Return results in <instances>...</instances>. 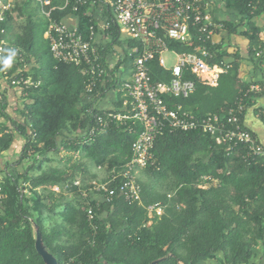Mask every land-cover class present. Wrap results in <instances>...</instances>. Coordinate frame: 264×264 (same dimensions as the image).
<instances>
[{
    "label": "trees",
    "instance_id": "obj_1",
    "mask_svg": "<svg viewBox=\"0 0 264 264\" xmlns=\"http://www.w3.org/2000/svg\"><path fill=\"white\" fill-rule=\"evenodd\" d=\"M67 1L62 9L65 0H51L50 7H56L52 18L75 16L79 31L87 38L90 20L83 15L85 8L73 13V0ZM33 5V0H18L4 24L8 28L11 20H22L19 34L0 56V76L15 72L19 61L15 49H20L22 56L31 54L34 58L37 67L32 69V80L39 86L27 91L25 111L30 133L17 127L24 140L20 156L5 172L0 168V264H44L35 249V227L44 250L57 264H250L258 249L264 256V159L248 165L238 155H228L213 137L197 131L158 135L152 149L154 166L141 170L138 176L141 205L124 202L117 180L110 186L115 191L112 201L101 202L96 208L93 234L85 217L86 201L72 182L78 178L85 188L86 182L96 179L94 171L121 169L132 157L131 145L140 127L114 122L89 140L92 120L85 113L87 105H81L86 78L79 67L52 59L43 39L47 20L37 15ZM226 5L243 24L241 35L249 41L250 61L264 64V41L253 22L264 11V0H227ZM223 23L229 34L236 32L237 26ZM109 33V44L99 51L102 59L112 46L122 48L124 44L116 26ZM125 44L127 50L137 45L128 39ZM169 47L177 52L191 51L176 43ZM258 49L262 55L256 58ZM212 50L215 61L225 60L229 65L217 86L196 82L195 92L187 99L172 101L196 117L224 114L250 87L239 85L237 54L230 58L219 45ZM13 51L11 65L5 68L2 61ZM124 54V62L131 63L133 58ZM150 69L154 83L169 80L168 72L156 61ZM114 88L97 85L91 97ZM250 99L249 95L246 107ZM123 101L120 98L113 114ZM0 132L1 156L10 149L14 136ZM61 151L71 155L68 166L45 167L52 161L49 155ZM25 161L27 166L18 171ZM202 177L216 184L202 187L198 184ZM53 186L59 191L53 192ZM22 188L29 196L21 194ZM152 204L162 205L160 217L149 218L146 207Z\"/></svg>",
    "mask_w": 264,
    "mask_h": 264
},
{
    "label": "built area",
    "instance_id": "obj_2",
    "mask_svg": "<svg viewBox=\"0 0 264 264\" xmlns=\"http://www.w3.org/2000/svg\"><path fill=\"white\" fill-rule=\"evenodd\" d=\"M17 1L0 0V56L7 46L4 24ZM33 3L47 20L44 39L52 59L79 67L86 78L84 99L88 103L85 113L92 120L87 133L89 140L104 132L114 122L125 127H140V133L131 145L132 157L121 169L101 171V177L86 182L85 188H82L78 178L72 182V186L78 188L81 198L86 201L85 217L93 234L96 231V208L101 202L112 201L115 191L110 186L117 180L118 192L124 202L141 205L138 174L154 166L153 144L156 137L165 131H197L209 135L215 139L216 144L226 148L228 155H238L248 165L264 159L263 145L239 117L246 108L245 100L253 91L259 90L255 85H250L236 99L234 107L220 116L213 114L196 117L181 105L172 104L173 99H187L192 95L196 82L210 88L216 87L220 76L229 69L224 60L215 61L216 55L212 49L217 43L212 38L217 31L225 30V26L210 14L209 4L203 0H73L72 12L77 13L85 8L83 15L90 20L88 37L84 38L77 25H67L63 21L65 18H52L56 7H50L51 0H33ZM67 3L65 0L62 9ZM113 25L120 36L137 44L127 52V56L133 58L127 80H120L115 71L118 62L125 59V54L115 58L114 64L108 63L107 55L102 59L99 54L105 42H110L109 31ZM172 43L188 47L191 51H174L169 47ZM165 54L173 58L170 67L166 66ZM261 55L262 51L258 49L255 57ZM153 61L164 72H168V81H152L150 64ZM6 78L11 86L25 90L39 86V82L19 74ZM97 85L115 86L125 99L122 103L123 113L102 112L91 103ZM198 184L208 188L214 186L216 181L202 177ZM51 190L59 191L57 186ZM21 194L29 196V192L23 188ZM2 199L0 188V203ZM146 211L149 218L153 219L162 215L163 207L161 204H152L146 207Z\"/></svg>",
    "mask_w": 264,
    "mask_h": 264
},
{
    "label": "crops",
    "instance_id": "obj_3",
    "mask_svg": "<svg viewBox=\"0 0 264 264\" xmlns=\"http://www.w3.org/2000/svg\"><path fill=\"white\" fill-rule=\"evenodd\" d=\"M226 1L227 0H203V2L209 4V12L215 20L232 23L234 26L238 27L234 34H229L226 29L222 32L217 31L212 39L221 47L226 55H230V58L235 54L238 55L239 85L249 84L255 85V87L259 88L258 91H253L250 94V104L243 111L242 123L264 147V64L258 66L250 61L248 57L249 41L246 37L241 35V32L244 31L243 24L241 23L238 14L232 8L227 7ZM63 21L69 26L78 25L77 18L73 15L67 16ZM253 22L254 25L260 29L259 37L264 41V11L256 17ZM21 24L22 20L14 19L9 22L8 28H5L6 33L4 35V40L7 45H10L13 38L19 34ZM120 38L124 42L122 48L112 46L110 51L105 52V56L107 55L108 57V63L110 62L111 64H114L116 61L114 60L115 58L124 55V52H128L127 45L125 44L127 39L123 36H120ZM106 44L107 42L103 45L104 48H106ZM15 50L19 53L17 69L11 75H8L7 72H5L0 76V129L6 134H12L14 136V141L10 149L2 153L0 156V168L4 172L7 166L9 167L13 165V163L18 160L23 147L24 140L17 131V127L20 126L27 128V133H30L31 131V125L26 117L27 113L25 111V106L28 104V90L11 86L6 77H14L19 74L32 80V69L37 67L31 54L27 55L28 57H25V54L24 56L21 55L20 49ZM230 60L231 59H229V61ZM115 71L118 72L120 80H127L131 73V63H126L124 60L119 61ZM120 98L123 97L116 88L107 89L102 95L101 93H97L94 99H91V103L99 111L112 113L118 106ZM87 103L88 101L83 99L81 105L85 106ZM123 109L124 107L122 104L117 113H123ZM64 153L68 154L66 152ZM51 158L52 160L55 159L53 156H51ZM50 162L52 163V161ZM26 166L27 165L24 162L23 165H20L17 169L18 171H22ZM94 174L101 177L102 172L94 171ZM258 250L257 257L250 264H264L262 249Z\"/></svg>",
    "mask_w": 264,
    "mask_h": 264
},
{
    "label": "rangeland",
    "instance_id": "obj_4",
    "mask_svg": "<svg viewBox=\"0 0 264 264\" xmlns=\"http://www.w3.org/2000/svg\"><path fill=\"white\" fill-rule=\"evenodd\" d=\"M33 9H35V12L37 13V15L39 16L40 11L39 8L36 5H33ZM37 10V11H36ZM41 15V14H40ZM164 57L166 58V66L170 67L173 64V58L172 56L165 54ZM53 155H49V157H51ZM71 155L70 154H65L64 152L58 153L56 155H54L53 157H55L54 160H52L51 162H47L45 163V167H59V168H63L65 167V165H68V159ZM25 164L27 165V161H25ZM138 176H140V173L138 174ZM49 224H47L48 226Z\"/></svg>",
    "mask_w": 264,
    "mask_h": 264
},
{
    "label": "water",
    "instance_id": "obj_5",
    "mask_svg": "<svg viewBox=\"0 0 264 264\" xmlns=\"http://www.w3.org/2000/svg\"><path fill=\"white\" fill-rule=\"evenodd\" d=\"M35 232H36L35 249L38 255L43 259L44 264H57L56 259L44 250L41 241V235L39 234L38 229L36 227H35ZM153 264H156V262Z\"/></svg>",
    "mask_w": 264,
    "mask_h": 264
},
{
    "label": "clouds",
    "instance_id": "obj_6",
    "mask_svg": "<svg viewBox=\"0 0 264 264\" xmlns=\"http://www.w3.org/2000/svg\"><path fill=\"white\" fill-rule=\"evenodd\" d=\"M13 56H15V52L14 51L2 61L3 66L5 68H7V67H9L11 65Z\"/></svg>",
    "mask_w": 264,
    "mask_h": 264
}]
</instances>
